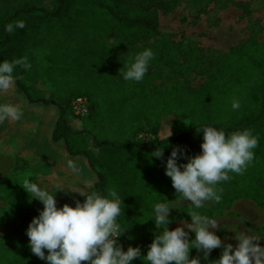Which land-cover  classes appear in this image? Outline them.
Segmentation results:
<instances>
[{"label":"rangeland","instance_id":"obj_1","mask_svg":"<svg viewBox=\"0 0 264 264\" xmlns=\"http://www.w3.org/2000/svg\"><path fill=\"white\" fill-rule=\"evenodd\" d=\"M54 5V0H0V34L13 12H23L30 7L51 11ZM92 5L94 1L70 0L61 17L56 18H38L25 13L22 20L26 27L18 32L17 37L21 35V38H17L19 44L16 50L31 64L28 72L32 74L30 83L34 86L35 94L52 97L67 106L70 125L83 130L88 148L101 160L108 176L107 191L115 190L121 200V214L117 221L125 230L117 240L125 236L131 239L129 235L137 229L140 234L138 240L142 243V240L154 239L156 226L152 219L155 203L167 202L173 206L170 215L175 220L169 224V230L182 225L184 220L190 222L187 213L193 210V206L181 194L173 193L170 185L164 189L162 197L152 200L160 183L156 187H148L133 172L138 162L136 159L143 153L138 149H109L103 153L95 148L92 134L100 139H118L120 126L113 119L122 116L120 113L130 102L143 106L161 98L187 95L201 85H205L209 91L219 89L229 95L232 92L231 96L220 100L222 103L240 100L239 94L246 79L240 77L230 82L218 70L230 47L244 44L252 36L262 43L260 45H264V0H120V5L132 9V13L144 15L153 12L156 16L157 28L154 33L136 40L112 31L108 19L97 13L98 9ZM145 48H151L155 55L144 79L140 82L125 81L119 73L126 71L135 55ZM253 71L252 67L249 68V74L252 75ZM260 71L255 70L254 77L257 78ZM256 78L249 86L253 88L252 91L258 87ZM261 81L264 79L261 78ZM75 96L87 98L91 107L89 114L74 115L67 102ZM209 96L213 97L212 94ZM5 102L18 104L24 117L27 113L40 116L48 112V124L38 136L49 135L50 123L56 117L54 111L28 105L14 84L9 91L0 93V103ZM18 124L21 122L0 128V160L5 165V169L0 167L3 174L0 175V250L26 240L28 216L43 208L35 198L29 201L31 194L28 196L21 184L26 179L41 187L55 184V172L51 170L52 175L48 174V159L42 156L45 154L44 141L38 137L28 142L30 139H26L24 134L29 129ZM165 126L159 132L160 138L167 137L169 130L170 135L190 131L191 122L185 118ZM149 130V125L145 124L137 137L124 139L154 143L156 138ZM20 143L28 145L30 149V153L25 150V155L21 156L23 159L10 154V145H16L19 150L23 148ZM173 147H166L163 157L166 154L169 156ZM5 150L12 157L1 155ZM151 155H146L150 164L162 162ZM122 163L125 164V172L123 175L116 174V169ZM80 168L83 170L84 166ZM79 185L81 191H97L91 176L86 177V174ZM217 187L222 189L221 202L206 203L198 211L218 222L219 227L214 231L222 242L228 243L224 240L228 237L235 246L233 231H244L250 235H262L259 243L264 246V210L246 198L228 199V181L221 182ZM84 199L82 196L81 201ZM57 206L61 207L62 203L57 202ZM189 239H194V233H189ZM189 244H194V240ZM192 249L200 256L201 264H208L202 253L195 247ZM220 251V248L213 249L209 259L219 257Z\"/></svg>","mask_w":264,"mask_h":264},{"label":"trees","instance_id":"obj_2","mask_svg":"<svg viewBox=\"0 0 264 264\" xmlns=\"http://www.w3.org/2000/svg\"><path fill=\"white\" fill-rule=\"evenodd\" d=\"M91 1H94L92 7L98 9L96 10L97 13L108 19L110 29L115 33L126 35L127 39L136 40L150 36L157 28V19L153 12L144 15L132 13V9H127L120 5V0H89V2ZM54 2V8L51 11L41 7H30L23 10V12H20L22 10L13 12L7 24L22 20V18H25V13L28 15L33 14L38 18L61 17L64 7H68L70 0H54ZM19 30L15 29L13 33H8L4 30L0 34V61H13L22 58V55L16 50L19 44L18 39L21 38V35L17 37ZM260 44L262 43H259L252 36L244 44L230 47L227 55L221 61V67L218 72L227 77L230 82L240 77L246 79V83L242 84L241 93L239 94L241 107L238 110H233L232 107L227 106L231 105L232 102L224 103L223 101L222 103L220 101L225 97L231 96L232 92L229 95V93H224V91L219 89L209 91L205 85H201L187 95L161 98L157 101L148 102L143 106L130 102L123 112L120 113L122 116H115L113 119L120 126L119 138L100 139L92 134L91 138L95 142V148H98L103 153L108 152L109 149H138L141 151L143 155L136 159L138 162L135 163L133 172L138 174L144 185L148 187H156L158 186L156 184L160 183L152 199L157 200L165 194L163 191L169 185L171 186L170 190L173 193L176 192L172 187L170 178L165 175V164L163 162L158 163V165L150 164L146 160L147 154H152L157 148H162L164 151L166 147L177 145L182 146L188 155L199 153L203 132L201 130L198 134L196 127L213 125L222 128L226 133L249 129L254 135L259 137L258 146L254 149L255 158L243 174L229 173L231 179L228 181L227 198H246L255 202L264 210V81H261V78L264 79V45ZM251 67L254 70L252 75L249 74V68ZM255 70H261L257 78L254 77ZM13 74L16 75L14 86L20 91L28 105L54 111L56 114V117L50 123V133L47 136L39 137L40 130L48 124V112L40 116L28 115L27 113L20 121L12 122L7 120L0 125L1 128L21 122V124H18L20 127L29 129L24 134L26 139H30L28 142L38 137L44 141L42 146H44L45 154L42 156L48 159L46 161L49 166L48 174H51L52 170V173L55 172L56 177L55 184L52 183L49 185L50 187L42 186L55 195L56 201L62 203V206L65 203L74 206L77 200L81 201L82 196L78 192L71 190H58L55 193L56 187L75 188L81 191L79 183L84 174H86V177L91 176L97 192L106 194L108 192L107 173L101 165V160L88 148L83 136V130L77 126L70 125L69 119L71 121V118L68 116L67 106H63L59 100L52 97L36 95L34 86L30 83L32 74L28 72V69L25 70L22 66H17ZM253 78H256L255 81L258 83V87L254 91H252L253 88L249 87ZM230 82L228 83L230 84ZM262 87L263 89H261ZM209 94H212L213 97L209 96ZM71 101L67 102L68 106H70ZM90 111L91 107L89 105ZM185 118L191 122L190 131L172 134L168 137V140L166 137L160 138L159 132L161 129L166 128L165 124L173 125ZM145 124L149 125V132L156 138V142H138L124 139H129L130 136L137 137L143 131ZM11 146L13 148L10 152L21 159H23L21 156L25 155L23 154L25 150L26 153H30L28 145H26L27 147L22 145L23 148L20 146L19 148L21 149L19 150L16 145L11 144ZM36 153L37 150L32 155L35 156ZM49 158H53L55 161L52 162ZM167 158L166 154L164 160ZM68 159L75 161L79 168L83 165L84 169L81 170L80 168V172L76 175L72 173L71 176L67 175V172L60 170L59 166H66ZM180 162L186 163L187 160L181 157L178 160V163ZM124 165L122 163L116 169V174L123 175L126 170ZM126 184H128V181H126ZM38 214L39 212L33 211L27 218L28 224ZM137 231V229H134L129 235L131 239H127L125 236L120 241L117 240V243L122 245L125 251L129 246L136 247L138 245L142 254L146 255L148 246L153 239L150 241L142 240L141 243L138 240L140 234ZM28 241L29 238L20 240L9 248L0 250V264H47V261L39 259L31 252ZM45 254L47 255V250H45ZM196 256L194 250L191 249L189 258ZM144 259L145 257L141 256L140 259H134L133 263L144 264ZM86 264H89V262H86Z\"/></svg>","mask_w":264,"mask_h":264},{"label":"clouds","instance_id":"obj_3","mask_svg":"<svg viewBox=\"0 0 264 264\" xmlns=\"http://www.w3.org/2000/svg\"><path fill=\"white\" fill-rule=\"evenodd\" d=\"M25 27L23 20H16L7 24L5 31L13 33L15 29ZM154 55L151 48H145L135 55L126 71L119 74L125 81H142ZM17 66L25 70L31 68L26 57L0 61V93L9 91L15 83L13 73ZM231 107L238 110L240 101L233 99ZM23 115L18 104L0 103V125L7 120L20 121ZM201 130V150L195 155H188L179 145L172 148L166 160L162 148L152 152L151 157L159 158L165 164V175L170 178L175 192L190 202L193 210L187 213L190 222L184 220L182 225L169 230V224L175 220L170 215L173 206L167 202L155 203L152 220L156 230L146 255L142 254L139 246H129L125 251L117 243L125 229L122 230L117 221L121 214V200L115 190L101 194L57 186L55 193L71 190L85 197L83 202L77 200L74 206L65 203L58 207L55 195L26 179L21 187L28 196L31 194L29 201L35 198L43 205L26 229L31 252L47 264H133L134 259L141 256L145 257L144 264H201L200 256L189 258L190 250L195 247L208 264H264V246L259 243L262 235L233 231L235 246L224 243L214 231L219 227L218 222L198 211L206 203L221 202L222 189L217 186L231 179L229 173L243 174L255 158L254 149L258 146L259 137L249 129L226 133L213 125L196 127L198 134ZM170 134L169 130L167 140ZM181 157L187 162L178 163ZM66 166L73 175L80 172L72 159L66 161ZM189 233H194V239H189ZM193 240L194 244L190 246L189 242ZM216 248L221 249L220 256L209 259Z\"/></svg>","mask_w":264,"mask_h":264},{"label":"built area","instance_id":"obj_4","mask_svg":"<svg viewBox=\"0 0 264 264\" xmlns=\"http://www.w3.org/2000/svg\"><path fill=\"white\" fill-rule=\"evenodd\" d=\"M70 105L74 115L85 116L89 114V103L84 96H75Z\"/></svg>","mask_w":264,"mask_h":264},{"label":"crops","instance_id":"obj_5","mask_svg":"<svg viewBox=\"0 0 264 264\" xmlns=\"http://www.w3.org/2000/svg\"><path fill=\"white\" fill-rule=\"evenodd\" d=\"M13 1H15V0H13ZM16 1H18V0H16ZM10 148H11V149H10V151H11L13 147L10 145ZM10 154H12V153L10 152ZM10 154H8V151L5 150V153H2L1 155H5L4 157H9ZM10 157H12V156L10 155ZM7 159H9V158H7ZM6 161H7V160H6ZM2 164H4V162H2V161L0 160V165H1L0 167L5 169V167H4L5 165H2ZM14 165H15V164H14ZM59 168H60V170H62V171H66V172H67V175L71 176L72 171H71V169L67 168V166H59ZM0 175L2 176L3 174L0 173ZM244 200H245V199H244ZM226 233L230 234L229 231H228V232L226 231ZM224 240L227 241L228 243L231 242V239H229L228 237L225 238Z\"/></svg>","mask_w":264,"mask_h":264}]
</instances>
